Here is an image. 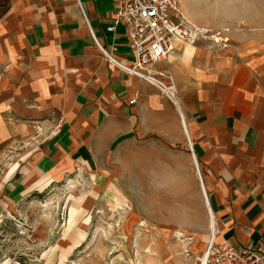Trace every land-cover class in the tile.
<instances>
[{"label": "crops", "instance_id": "obj_1", "mask_svg": "<svg viewBox=\"0 0 264 264\" xmlns=\"http://www.w3.org/2000/svg\"><path fill=\"white\" fill-rule=\"evenodd\" d=\"M112 15V0H5L0 156L23 144L27 164L0 173V192L15 201L122 139L149 162L142 177L168 178V193L191 194L204 222L190 227L207 226L199 242L209 210L213 242L264 252V65L245 43L176 42L147 69L173 83L171 101L122 69L132 52L122 25L107 30ZM201 248L177 254L188 264Z\"/></svg>", "mask_w": 264, "mask_h": 264}, {"label": "rangeland", "instance_id": "obj_2", "mask_svg": "<svg viewBox=\"0 0 264 264\" xmlns=\"http://www.w3.org/2000/svg\"><path fill=\"white\" fill-rule=\"evenodd\" d=\"M177 1L183 21L227 28L229 44L245 43L264 65V0ZM94 150L93 163L75 164L15 201L0 192V264H184L177 251L202 247L188 263L200 264L210 230L202 244L207 226L190 227L204 222L191 194L168 193V178L142 177L149 162L135 142ZM21 152L23 144L2 151L0 173L23 171Z\"/></svg>", "mask_w": 264, "mask_h": 264}, {"label": "built area", "instance_id": "obj_3", "mask_svg": "<svg viewBox=\"0 0 264 264\" xmlns=\"http://www.w3.org/2000/svg\"><path fill=\"white\" fill-rule=\"evenodd\" d=\"M111 24L123 26L131 48L132 65H120L128 73L154 84L169 100H175L173 83H162L147 72L156 62L167 59L173 44L205 41L224 48L229 44L227 28H206L182 20L177 0H112ZM132 101V100H130ZM200 264H261L264 252L254 246L206 243Z\"/></svg>", "mask_w": 264, "mask_h": 264}, {"label": "bare ground", "instance_id": "obj_4", "mask_svg": "<svg viewBox=\"0 0 264 264\" xmlns=\"http://www.w3.org/2000/svg\"><path fill=\"white\" fill-rule=\"evenodd\" d=\"M196 163L194 162V165H195ZM198 165V164H197ZM206 199V198H205ZM208 213H209V230H210V236H209V241L211 240V238H213V234H214V225H213V219H212V217H211V213H210V211L208 210ZM203 259L201 258V261H202Z\"/></svg>", "mask_w": 264, "mask_h": 264}, {"label": "trees", "instance_id": "obj_5", "mask_svg": "<svg viewBox=\"0 0 264 264\" xmlns=\"http://www.w3.org/2000/svg\"><path fill=\"white\" fill-rule=\"evenodd\" d=\"M0 7L2 8V10H0V13H1L5 8V0H0ZM18 264H21V263L19 262Z\"/></svg>", "mask_w": 264, "mask_h": 264}, {"label": "water", "instance_id": "obj_6", "mask_svg": "<svg viewBox=\"0 0 264 264\" xmlns=\"http://www.w3.org/2000/svg\"><path fill=\"white\" fill-rule=\"evenodd\" d=\"M206 201V200H205ZM207 203V202H206Z\"/></svg>", "mask_w": 264, "mask_h": 264}]
</instances>
